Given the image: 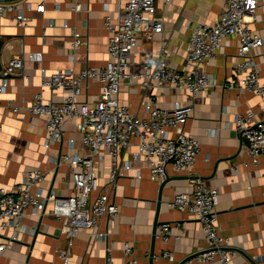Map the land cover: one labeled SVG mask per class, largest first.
Masks as SVG:
<instances>
[{
  "label": "crops",
  "instance_id": "0c3cea01",
  "mask_svg": "<svg viewBox=\"0 0 264 264\" xmlns=\"http://www.w3.org/2000/svg\"><path fill=\"white\" fill-rule=\"evenodd\" d=\"M28 1L32 10L27 12L30 17L27 27L17 26L8 18L10 14L0 23V69L21 52L41 53L40 62L24 61L28 82L12 75L4 92L0 93V187H11L22 180L27 170L39 167L44 172L41 182L44 191L65 195L70 192L66 183L71 181L73 167L69 163L56 166L54 160L61 153L80 151L75 120L64 125L62 140L46 149L43 118L31 115L24 106L31 103L40 89V67L50 74L70 68L78 72L85 66L97 68L106 63L109 56L107 30L103 25L104 8L114 10L117 0H82L81 9L76 13L70 10V0ZM39 3L44 4L42 12L35 10ZM55 4L59 9H54ZM155 6L156 15L164 20V29L150 41L136 44L130 56V68L140 69L146 60V51L164 45L168 66L183 72L191 27L197 23L214 24L224 0H156ZM49 22L54 25L47 26ZM64 22L69 27H63ZM73 26L86 41L75 52L70 46ZM251 28L263 38L262 46L254 53L259 78L264 83V9H257ZM237 46L234 36L222 39L216 55L205 66L215 84L199 92L193 113L184 125L200 146L191 173L177 172L168 166L164 185L151 179L144 157L134 155L137 140L131 138L133 144L120 152L122 166L112 196L118 216L111 225H107L105 219L102 221L100 228L107 229L108 235L101 239L90 242L87 231H81L70 250L69 264H106L107 247L112 254L109 264H123L125 242L132 245L139 264H150L151 245L155 255L163 249L173 251L171 260L157 257L153 264H189L186 258L206 247L201 224L185 211L169 209L166 202L175 193L192 189L191 181L197 177L219 190L216 223L218 232L228 238L233 250L229 264H264V154L257 165L245 166V144L234 126L235 116L247 111L253 112L250 124L264 120L261 110L264 95L227 88L230 82L237 83L242 75L235 68L239 60ZM99 93V84L89 81L79 100L93 102ZM42 95L45 100L58 102L63 93L44 88ZM119 99L127 103L133 113L144 117L145 102L151 100L160 108H173L176 101L182 100V93L172 88L144 89L125 83L119 90ZM15 105L19 108L13 111ZM68 137L75 139L72 148L68 147ZM110 167L111 157L107 152L102 160L94 162L93 169L99 172L100 182L105 181ZM155 220L170 223L176 238L163 243L155 236L152 242ZM24 224L27 230L18 240H8L9 230L0 233V242L6 243L0 253V264L57 262L55 248L66 245L65 237L59 235L60 222L43 215L27 218Z\"/></svg>",
  "mask_w": 264,
  "mask_h": 264
},
{
  "label": "built area",
  "instance_id": "2783aa9c",
  "mask_svg": "<svg viewBox=\"0 0 264 264\" xmlns=\"http://www.w3.org/2000/svg\"><path fill=\"white\" fill-rule=\"evenodd\" d=\"M82 0H70V10L78 12ZM169 1V0H164ZM156 0H117V7L104 8L103 25L107 30L106 63L94 68L85 66L78 72L73 68L58 69L47 74L40 67V89L24 108L31 115L43 118L45 139L43 146L48 149L54 142L62 140L67 122L75 120L80 135L79 152L61 153L54 160L56 166L69 163L73 167L72 178L66 183L69 193L58 195L41 187L44 172L39 168L27 170L22 180L11 187H0V233L9 230V241L19 239L26 232L24 220L48 215L60 222L59 235L66 239L64 247H56L57 262L69 264L70 250L81 231H87L89 241L108 235L101 230L102 221L112 224L118 216V207L112 196L116 190L119 168L122 166L120 152L133 144L136 138V158L144 157L148 164L149 176L162 182L167 177V167L177 172L190 174L200 150L199 141L184 129L186 121L194 110V104L201 90L214 86L215 82L205 71V66L214 58L221 40L234 36L238 42L235 68L241 72L237 83L230 82L227 88L246 90L258 96L264 95V83L260 81L255 62V49L262 46L263 38L255 33L251 24L256 19L257 9H264V0H224V6L214 24L197 23L190 29L185 51V70L180 72L168 66L166 48L146 51V60L138 70H131L130 56L139 41H150L164 29V20L156 15ZM54 9H59L57 4ZM32 10L28 0L0 2V23L8 17L17 26L27 27ZM42 12L44 4L36 5ZM49 22L47 26H53ZM63 27H69L67 22ZM70 46L75 52L85 44L83 35L72 27ZM72 57V56H71ZM25 59L41 61V53L21 52L13 56L0 69V93L4 92L12 75H18L23 82L29 81L25 72ZM89 81L99 84V97L93 102H82L79 95ZM138 85L141 88L163 90L172 88L182 93V100L173 108H160L151 100L144 103V117L133 113L129 105L120 101L119 90L123 84ZM44 88L58 89L63 93L58 102L45 100ZM19 106H12L18 110ZM264 111V106L261 107ZM251 111L237 114L234 126L245 144V166L257 165L264 154V120L250 124ZM1 130V126H0ZM68 147L74 146L75 139H66ZM105 152L111 157V167L105 181L93 169L96 160H102ZM128 168V165L125 166ZM192 189L175 193L167 200L171 210L189 213L201 224L206 247L186 259L191 263L229 264L233 250L228 238L217 230L216 209L219 190L206 185L199 177L192 179ZM156 237L163 243L176 238L172 225L161 222ZM6 243L0 242V253ZM106 264L111 263L112 254L106 248ZM123 264H139L129 242L124 243ZM155 258L171 260L173 251L163 249Z\"/></svg>",
  "mask_w": 264,
  "mask_h": 264
},
{
  "label": "water",
  "instance_id": "95a60500",
  "mask_svg": "<svg viewBox=\"0 0 264 264\" xmlns=\"http://www.w3.org/2000/svg\"><path fill=\"white\" fill-rule=\"evenodd\" d=\"M5 1H10V0H0V2H5ZM165 181H166V179H164L163 181H162V185H164V183H165ZM160 224V222H157V220H155V222H154V229H153V236H152V242H154V240H155V236H156V228H157V226ZM154 249H153V247H152V245H151V248H150V252H149V260H150V264H153V261H154V259H155V257H154ZM193 255V254H192ZM190 257V256H189ZM187 259V258H186Z\"/></svg>",
  "mask_w": 264,
  "mask_h": 264
},
{
  "label": "rangeland",
  "instance_id": "374dc122",
  "mask_svg": "<svg viewBox=\"0 0 264 264\" xmlns=\"http://www.w3.org/2000/svg\"><path fill=\"white\" fill-rule=\"evenodd\" d=\"M13 1V0H12Z\"/></svg>",
  "mask_w": 264,
  "mask_h": 264
}]
</instances>
